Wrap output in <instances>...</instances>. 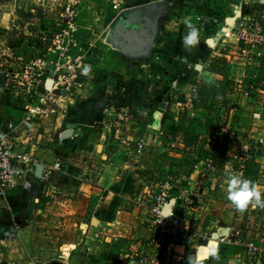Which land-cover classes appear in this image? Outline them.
<instances>
[{"label": "crops", "instance_id": "obj_1", "mask_svg": "<svg viewBox=\"0 0 264 264\" xmlns=\"http://www.w3.org/2000/svg\"><path fill=\"white\" fill-rule=\"evenodd\" d=\"M7 1L0 0V35L4 41L13 36L14 27H19L17 22L22 10L31 14L29 20L23 21L24 29L50 25L37 0H15L10 5ZM129 2L84 0L79 13L80 44L65 47L67 53L62 51L55 55L53 51L48 55V77L59 71L60 60L67 58L65 55L74 56L83 50L88 51V60L96 59L92 54L97 51L107 55L97 57L99 62L92 72L93 79L85 80L84 85H91L94 92L86 96L87 90L80 89L85 98L76 97H81L75 99L79 108L73 105L65 119L60 115L53 135L40 136L31 150L40 160L64 161V172L55 174L64 195H98L94 212L98 217L93 216L95 220L80 241L68 245L82 252L85 237L91 243L90 252L75 255L80 264H122L124 258L135 253L132 246L144 250L152 235L148 223L151 212L149 207L139 204L137 198L145 194V181L170 178L175 181L171 189V208L186 216L202 237L170 244L164 264H223L225 256L229 264H235L238 248L231 244L219 247L221 258L209 255L213 248L203 235L211 218L216 217L222 226H232L239 213L240 225L228 229L227 233L235 238L239 229L246 239L254 238L256 228L263 226L264 221L255 208L249 205L239 210L228 200L223 188H214L201 160L207 156V160L213 162L214 177L223 184L222 175H231L230 157L245 142L255 147L256 139L264 137V52L255 62L245 63L241 42L230 33L240 18L259 16L264 22V0H172L171 7L162 15L164 2L154 5L153 1H144L160 6L156 19L148 22L144 19L151 34L146 53L130 45L121 47L103 36L111 28L118 34L122 24H116L121 14L130 15L137 9L138 5H127ZM186 21L199 30V43L190 49L182 44L188 31ZM54 58H58L56 62ZM247 85L254 86L250 96L244 93ZM193 89L197 91L195 105L199 108L195 115L183 107ZM27 103L15 94L0 91V134L7 132L10 124L19 122ZM109 105L114 110L110 114L123 115L124 120L120 129H114L111 134L121 135L119 156L104 162L99 159L100 154L111 139L118 140L108 135L99 137L94 128L104 119V109ZM255 113H260L262 119L253 122ZM222 125L242 131L254 126L247 136L215 141L213 136ZM140 140L144 141L141 150L138 148ZM86 153L96 156L88 158ZM254 167H259L263 184H256L260 181L257 176L252 182L264 198L263 156L253 159L250 171ZM13 192H9L8 202L15 210L18 208L16 213L24 212L26 204L21 199L13 201L18 200L16 191ZM187 194L194 200L193 204L185 202ZM63 225L64 219L59 218L58 228L62 229Z\"/></svg>", "mask_w": 264, "mask_h": 264}, {"label": "built area", "instance_id": "obj_2", "mask_svg": "<svg viewBox=\"0 0 264 264\" xmlns=\"http://www.w3.org/2000/svg\"><path fill=\"white\" fill-rule=\"evenodd\" d=\"M37 1L43 8L42 15L49 20L48 27L29 30L21 36H9L7 41H4L0 35V91L15 94L28 103L31 98L36 97L32 100L33 103H30L32 107L27 117L18 124H10V132L0 134V195L2 196L8 189L17 186L19 181L26 179L31 167L42 172L40 177L49 176L54 170H62L61 161L50 165L34 158L30 152L19 150L17 138L11 133L18 132L17 128L21 125L30 124V119L37 118V114L48 112L43 111L39 104L35 105L40 97H42L43 104H46L48 100L58 102L59 98L63 99V96L70 91L72 83L78 78L82 65L79 59H65L60 62L57 73L51 77L46 76L48 55L63 45H71L76 40L77 13L81 0ZM199 19L203 20L201 17ZM234 28V34L239 41L245 42L246 50H243L245 60L248 63L255 62L256 57L262 55L263 47L261 46L264 45L263 20L259 16L240 18ZM195 91L196 89H193L183 103V107L193 115L197 112L193 104ZM261 119L260 113L253 115V122ZM123 120V115L111 118L109 120L110 130L121 125ZM240 132L243 131L228 126L221 127L219 131L225 139L230 135L234 138L240 137ZM143 147L144 141L140 140L139 150ZM261 152H264V137L256 139L255 147L251 142H245L241 149L230 157L236 175L244 178L250 163ZM209 162L208 169H211V160ZM171 181L170 178H164L160 181L148 180L143 184L145 194L140 198L149 206L151 212L149 222L153 235L147 243L151 252H142L132 264H164L172 242L177 243L190 239L196 241L202 237L186 216L171 208ZM184 198L189 204L194 203L190 195L187 194ZM255 211L259 218L261 213L264 214V208L257 207ZM262 221H264V216ZM240 223L239 213L234 217L232 226H222L217 219L212 218L207 233L203 236L213 243L211 248L214 244L218 246L209 255L212 258H221L219 247L231 244L232 247L238 248V261L235 264H264V225L256 228L257 234L254 238H244L239 229L235 232V238H231L227 230L234 229Z\"/></svg>", "mask_w": 264, "mask_h": 264}, {"label": "rangeland", "instance_id": "obj_3", "mask_svg": "<svg viewBox=\"0 0 264 264\" xmlns=\"http://www.w3.org/2000/svg\"><path fill=\"white\" fill-rule=\"evenodd\" d=\"M19 1L22 2L21 0ZM124 1L125 2L130 1L129 3H127V5H138L137 9H134V12L132 13L130 12V15H126L125 13L123 14L120 13L121 16L118 18L117 21L118 24H116V26L122 24L121 25L122 27L125 26L126 28H128L129 25L131 24L139 27L142 24L144 25L145 24L144 22L146 21L148 22L156 19L159 13L158 8L160 6L156 7L154 5H160V3L163 2L164 4H166V7L165 6L163 7V10H161L160 15L164 14L167 11V7H171L170 2L172 0H124ZM144 1H153L154 5L151 2H144ZM10 2L15 3L16 1L9 0L7 1V4L10 5ZM83 4H84V0H81L77 13L78 27H77V34H76L77 37L75 42H73L71 45L66 44L58 48L53 52L55 53V55H57L58 53H62V51L66 52L65 47L72 48L73 46L76 47L80 44L79 36L81 35V33L79 32V27H80L79 13L80 10H82ZM21 15L22 14L19 13L20 20L19 22H17L19 27L13 28V32H12L13 36H21L28 31V28L24 29L23 21L29 20L31 16L29 18H26L24 16L22 17ZM138 16H142L143 17L142 20H140ZM133 25L132 27H134ZM102 31H104V29ZM102 31H100V34L102 33ZM234 32H235V28L230 29L231 35H235ZM103 36L105 40L111 38V40H113L114 43L120 45L121 47H124L127 44V42L122 37H118L119 35L116 34L115 28L108 29V31L106 30ZM244 45L245 42L242 41L241 42L242 50H246V47ZM261 47H263L262 55L256 57L258 59L263 57L264 45H262ZM87 55H88V51L86 50H83V52H80L74 56L65 55L67 57L65 59L76 58L82 61V65L80 66V71L78 73V78L76 79L75 82L72 83L70 91L63 96V99L59 98L58 102L54 100H48L46 104H43L41 98H40L41 100L35 102V105L39 104V106H41L43 111H48V112L47 113L41 112L40 114H37V116L40 118L38 117L31 118L30 124L26 126L21 125L19 126V128H17L18 132L11 133L13 136L17 138L19 150L30 152L34 156V158L40 159L39 157L36 156V153H34V151L33 152L31 151L34 145L38 143V142L36 143V140H38L40 136H47V137L52 136L54 129L53 127L56 126L59 119L58 117L62 115L63 117L62 119H65V116L70 114L69 112L70 109L73 108V105L74 107L79 108L78 105L79 103H77V100L81 97L85 98L83 94H81L80 89L87 90L86 96H88V94L91 95L94 92V89H91V85H84L85 80L91 81V79H93L92 72L96 70L97 67H95V65H97V63L99 62L97 57H106L107 55L106 53H100L97 51L92 54L95 55L94 57H96V59L94 60L86 59ZM57 59L58 58H54L53 61L56 62ZM65 59L63 58L62 60ZM62 60H60V62ZM244 61L245 63H248L246 60ZM85 65H88L91 68L90 72L87 75L82 74V69ZM245 88H246L244 90L245 95L250 96L251 92L254 90V86L247 85ZM79 95H81V97L76 98ZM196 97H197V91H195V95L193 96V104L194 107L197 109L196 113H199V108L195 105ZM35 98L36 97L31 98V100H29V103H27L26 112L20 118L19 122L22 121L23 118L27 117V115L30 112V108L32 107L30 106V103H33L32 100ZM104 113H105L104 119L99 121L98 124H95L96 126L94 128V131L98 133L99 137L108 135L110 138L113 137L116 140H118L114 142V140L111 139L110 143L108 142V144L106 145L104 153L103 154L101 153L99 156V159L101 161L103 160L104 162L106 161L109 162V161H113V158H117L119 156L117 154L119 153V149L117 148H119L118 145L121 143L120 141L121 135L119 134V136H114V135L112 136L111 134L114 129L115 130L120 129L121 125H118L117 128H112L110 130L109 120L113 117H117L110 114V113H114V110L111 105L105 107ZM223 126H228V125H222L221 127ZM253 126L254 125H252V127ZM221 127L219 128L217 133L214 134L213 136L215 141H219V140L223 141V135L219 133ZM252 127H250V130L246 129L243 130V132H240L241 135L247 136L249 131H251ZM8 132H10V127L9 130L4 133H8ZM230 136H228L226 140L234 139V136L232 137ZM64 137L66 136L64 135ZM91 151L93 152V150ZM104 155L106 157L103 158ZM258 155L260 157L261 156L264 157V152H261ZM86 156H88L89 158L91 156H96V154L86 153ZM207 159L208 157L204 156L201 161H203V166L209 175L208 177L209 182L216 189L217 187L223 188L226 193L225 195L228 196L227 184H225V181L227 182L228 177H226L225 174L222 175L223 177L221 178V180L222 179L224 180L223 184L222 182L217 180L214 177L216 171L214 170L215 166L211 161L212 168L208 169L210 167L209 166L210 162ZM42 161L50 165H53L57 161H61L63 164L62 170L60 171L54 170L49 176L40 177L42 172L39 169L31 167L28 172L27 178L22 179L24 181L21 180L17 186L8 189L4 196L0 195V206L4 211L0 213V222L4 221L5 223L4 225H0V264H80L78 262L81 261H79V259L76 258L75 255L86 254L87 252H90L92 248L91 243L87 242L86 237L84 242V250L82 252L81 250L75 251V249L70 248L68 244L69 242H75L76 240L80 241L85 230L87 229L88 231V227L95 220L93 219V216L96 214L94 212L96 211V207H97L96 202L98 195L96 196L95 193H92L90 195H81V196L70 193L64 195L63 192L64 190L63 188H59V184H58L59 182L58 180L56 181L57 176L55 177V174L64 172L65 170L64 161L62 159H57L54 161L42 159ZM251 163L248 167V172L245 175L244 179L249 180L252 178L251 179L252 181L255 179L256 176L257 178H259L260 174H259V167H254V169L250 171ZM97 164H101V163H97ZM124 164H126V161L120 167L124 168L125 166ZM121 168L119 169V171H122ZM229 169L231 175H236L233 165ZM261 179L256 184H261L262 183ZM171 180L173 186L175 181L173 179ZM13 191H16L15 197H17L18 199L13 201L19 202V200L21 199V202H24L26 204V207L24 208V212L21 211V213H16L18 212V208H16L15 210L12 204L10 203V201L8 202V196L11 193H14ZM170 193L172 196V190ZM137 199L139 204L149 207L148 205H146V203L142 202L143 200L140 197H138ZM171 201H172V197H171ZM185 202L188 203L186 200ZM263 216L264 214L261 213L260 217L263 218ZM96 217H98L97 214ZM59 218H63L65 221V225H63L62 229L58 228ZM215 219L217 218L215 217ZM148 223H149V228L151 229L150 222ZM151 231L153 235V230L151 229ZM144 246H145L144 250H138L136 246H132L133 247L132 250L135 251V253L128 255L126 258H124L125 260L122 264H132L133 263L132 261L138 259L139 255H141L142 252L144 251L146 253L151 252V249L147 245V243ZM237 257L238 254L235 255L234 257L235 263L238 261ZM229 261H230L229 258L225 256L222 262L223 264H229Z\"/></svg>", "mask_w": 264, "mask_h": 264}, {"label": "clouds", "instance_id": "obj_4", "mask_svg": "<svg viewBox=\"0 0 264 264\" xmlns=\"http://www.w3.org/2000/svg\"><path fill=\"white\" fill-rule=\"evenodd\" d=\"M187 33L182 38L186 48H193L199 43V30L190 21H186ZM91 68L85 65L82 74L87 75ZM228 200L239 210H245L249 205L252 208H264V198L256 184L240 175H230L227 183Z\"/></svg>", "mask_w": 264, "mask_h": 264}, {"label": "water", "instance_id": "obj_5", "mask_svg": "<svg viewBox=\"0 0 264 264\" xmlns=\"http://www.w3.org/2000/svg\"><path fill=\"white\" fill-rule=\"evenodd\" d=\"M132 25H129L128 28L120 27L118 37H122L127 42L126 45L137 47L141 52L146 53L150 45V29L145 24L140 25L138 28L132 27Z\"/></svg>", "mask_w": 264, "mask_h": 264}, {"label": "trees", "instance_id": "obj_6", "mask_svg": "<svg viewBox=\"0 0 264 264\" xmlns=\"http://www.w3.org/2000/svg\"><path fill=\"white\" fill-rule=\"evenodd\" d=\"M22 15V17L24 16V17H26V18H29L30 16H31V14H29V13H26L25 11H21L20 12Z\"/></svg>", "mask_w": 264, "mask_h": 264}, {"label": "bare ground", "instance_id": "obj_7", "mask_svg": "<svg viewBox=\"0 0 264 264\" xmlns=\"http://www.w3.org/2000/svg\"><path fill=\"white\" fill-rule=\"evenodd\" d=\"M102 101V100H101ZM100 103V102H99ZM102 103V102H101ZM213 243H211V245H212ZM217 246H218V244H214V246H213V252L216 250V248H217Z\"/></svg>", "mask_w": 264, "mask_h": 264}]
</instances>
